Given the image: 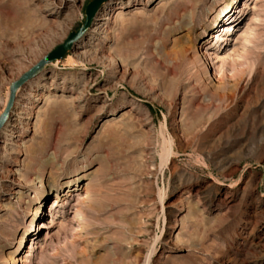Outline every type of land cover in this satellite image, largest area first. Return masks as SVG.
Returning <instances> with one entry per match:
<instances>
[{
	"label": "rangeland",
	"instance_id": "obj_1",
	"mask_svg": "<svg viewBox=\"0 0 264 264\" xmlns=\"http://www.w3.org/2000/svg\"><path fill=\"white\" fill-rule=\"evenodd\" d=\"M89 2L0 0V116ZM228 2L108 0L18 89L0 264H264V0Z\"/></svg>",
	"mask_w": 264,
	"mask_h": 264
},
{
	"label": "water",
	"instance_id": "obj_2",
	"mask_svg": "<svg viewBox=\"0 0 264 264\" xmlns=\"http://www.w3.org/2000/svg\"><path fill=\"white\" fill-rule=\"evenodd\" d=\"M108 0H90L88 5L86 6V16L85 20L83 22V25L78 29L72 31L68 38L60 45H58L53 51H51L49 54L46 55L44 59L40 61V63L34 68V70L29 71L24 76H22L19 80L12 83L11 85V97L10 101L8 103V106L5 110V113L0 117V131L2 127L4 126L8 116H4L7 112H10L12 110V106L14 103V100H16V95L18 89L24 85L28 80H30L34 75H36L40 70H42L45 66H47L50 63L56 62L57 60H60L64 58L70 50L73 49V46L75 42L81 38L86 31L90 28L92 25L95 16L98 13V10L101 8V6Z\"/></svg>",
	"mask_w": 264,
	"mask_h": 264
},
{
	"label": "bare ground",
	"instance_id": "obj_3",
	"mask_svg": "<svg viewBox=\"0 0 264 264\" xmlns=\"http://www.w3.org/2000/svg\"><path fill=\"white\" fill-rule=\"evenodd\" d=\"M231 1L232 0H229V2L227 3V4H230L231 3ZM228 28V27H227ZM222 37H224V36H222ZM218 38H221L220 36H218ZM202 54L204 55V56H206L207 55V52L204 50V51H202ZM58 61V60H57ZM40 63V62H39ZM39 63H37L33 68H31L29 71H32V70H34V68H36V66L39 64ZM28 71V72H29ZM28 72H26V73H28ZM25 73V74H26ZM24 74V75H25ZM23 75V76H24ZM22 77V76H21ZM19 80V79H18ZM17 81V80H16ZM15 81V82H16ZM14 83V82H13ZM12 85V84H11ZM11 88V87H10ZM10 97H11V90H10V96H9V100H8V103H9V101H10ZM8 103H7V106H8ZM14 103H15V100H14ZM14 103H13V105H14ZM7 106H6V108H7ZM13 107V106H12ZM6 108H5V110H6ZM5 110H4V112L1 114V116L0 117H2V115L5 113ZM10 114H11V110H10V112H7L4 116H8V118H7V120H6V122L8 121V119H9V117H10ZM5 122V123H6ZM43 196V195H42ZM41 202H43V201H41ZM41 210H42V206L41 205H39L38 207H36V209H35V215H38L40 212H41Z\"/></svg>",
	"mask_w": 264,
	"mask_h": 264
}]
</instances>
